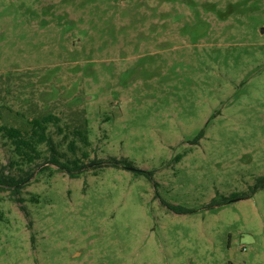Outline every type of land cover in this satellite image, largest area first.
Masks as SVG:
<instances>
[{
	"label": "rangeland",
	"instance_id": "1",
	"mask_svg": "<svg viewBox=\"0 0 264 264\" xmlns=\"http://www.w3.org/2000/svg\"><path fill=\"white\" fill-rule=\"evenodd\" d=\"M50 114L0 264H264V0H0V127Z\"/></svg>",
	"mask_w": 264,
	"mask_h": 264
},
{
	"label": "trees",
	"instance_id": "2",
	"mask_svg": "<svg viewBox=\"0 0 264 264\" xmlns=\"http://www.w3.org/2000/svg\"><path fill=\"white\" fill-rule=\"evenodd\" d=\"M59 121L60 117L54 114H50L32 119L30 121L31 127L28 131H23L15 127L5 126L0 127V130L5 132L10 138L13 139L14 143L16 144V149L21 155V157L27 159L29 162H32L34 159L39 157V145L43 143H48L52 146L53 151L55 150L53 138L48 133V126L50 123L57 124ZM78 134L80 135V138L84 140L85 143H88L87 134L85 130H79ZM71 146L74 150L76 147L75 141L71 142ZM112 160L113 161H110V164H112V166L114 167H119L121 165L129 167L134 166L133 163L126 158H112ZM52 162L66 171L73 170L68 164H66L65 162H61L58 158L53 157ZM74 164L75 171H80L81 168H83V165L79 164L78 160H75ZM138 171L142 172L141 170ZM169 208L177 212L188 211V209L179 207L177 205H170Z\"/></svg>",
	"mask_w": 264,
	"mask_h": 264
},
{
	"label": "water",
	"instance_id": "3",
	"mask_svg": "<svg viewBox=\"0 0 264 264\" xmlns=\"http://www.w3.org/2000/svg\"><path fill=\"white\" fill-rule=\"evenodd\" d=\"M128 169L136 170L134 167L126 166Z\"/></svg>",
	"mask_w": 264,
	"mask_h": 264
}]
</instances>
